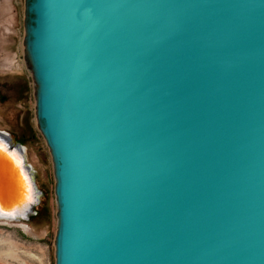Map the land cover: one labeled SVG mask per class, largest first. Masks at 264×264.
Instances as JSON below:
<instances>
[{"label": "water", "instance_id": "95a60500", "mask_svg": "<svg viewBox=\"0 0 264 264\" xmlns=\"http://www.w3.org/2000/svg\"><path fill=\"white\" fill-rule=\"evenodd\" d=\"M24 27L55 264H264V0H25ZM0 134L22 190L0 219H28Z\"/></svg>", "mask_w": 264, "mask_h": 264}, {"label": "rangeland", "instance_id": "374dc122", "mask_svg": "<svg viewBox=\"0 0 264 264\" xmlns=\"http://www.w3.org/2000/svg\"><path fill=\"white\" fill-rule=\"evenodd\" d=\"M24 19L25 0H0V130L26 149L41 196L28 219H0V264H54L55 177L38 128L34 80L23 53Z\"/></svg>", "mask_w": 264, "mask_h": 264}, {"label": "bare ground", "instance_id": "6f19581e", "mask_svg": "<svg viewBox=\"0 0 264 264\" xmlns=\"http://www.w3.org/2000/svg\"><path fill=\"white\" fill-rule=\"evenodd\" d=\"M22 45H23V53H24V56H25L26 52H25L24 40L22 41ZM25 61H26V59H25ZM26 64L28 65L27 61H26ZM28 67H29V65H28ZM0 131H2V130H0ZM3 134L5 135V133H3ZM3 134H0V145L1 144L5 145L8 142ZM25 150L26 149L24 148L23 152ZM15 153L17 155L20 154V152L18 150L15 151ZM1 162L2 161L0 160V190H1V193L3 195L2 199H3V204H4V203H6L7 201L10 200L9 198H6L8 196H10V198L11 197L13 198V196H16L14 198L19 199L21 197L19 195H21L22 190H21V187H19V184L17 183V181L13 177L12 173L10 172V170H8L6 167H4V165ZM1 193H0V196H1ZM3 209H4V212H5L6 211L5 208H3ZM23 209H24L23 207L19 206L16 209H12V210H8V211H9V213L10 212H12V213H22L24 211ZM1 214H4V213H1ZM11 215L12 214L6 215L7 220H9L8 218H10ZM56 231H57V220H56ZM56 231H55V235H56ZM54 264H55V241H54Z\"/></svg>", "mask_w": 264, "mask_h": 264}, {"label": "snow or ice", "instance_id": "6c2138e0", "mask_svg": "<svg viewBox=\"0 0 264 264\" xmlns=\"http://www.w3.org/2000/svg\"><path fill=\"white\" fill-rule=\"evenodd\" d=\"M6 149L4 148L3 145H0V151H5ZM0 213H4V209L2 206H0Z\"/></svg>", "mask_w": 264, "mask_h": 264}]
</instances>
